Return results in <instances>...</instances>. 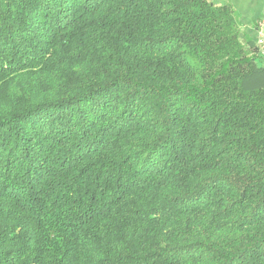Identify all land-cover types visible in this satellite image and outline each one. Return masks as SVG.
<instances>
[{
    "label": "trees",
    "instance_id": "obj_1",
    "mask_svg": "<svg viewBox=\"0 0 264 264\" xmlns=\"http://www.w3.org/2000/svg\"><path fill=\"white\" fill-rule=\"evenodd\" d=\"M0 264H264V63L228 2L0 0Z\"/></svg>",
    "mask_w": 264,
    "mask_h": 264
},
{
    "label": "crops",
    "instance_id": "obj_2",
    "mask_svg": "<svg viewBox=\"0 0 264 264\" xmlns=\"http://www.w3.org/2000/svg\"><path fill=\"white\" fill-rule=\"evenodd\" d=\"M216 4L228 2L238 24L241 40L255 42L259 22L264 14V0H212Z\"/></svg>",
    "mask_w": 264,
    "mask_h": 264
},
{
    "label": "built area",
    "instance_id": "obj_3",
    "mask_svg": "<svg viewBox=\"0 0 264 264\" xmlns=\"http://www.w3.org/2000/svg\"><path fill=\"white\" fill-rule=\"evenodd\" d=\"M254 44L257 59L264 63V14L259 22L258 34Z\"/></svg>",
    "mask_w": 264,
    "mask_h": 264
}]
</instances>
